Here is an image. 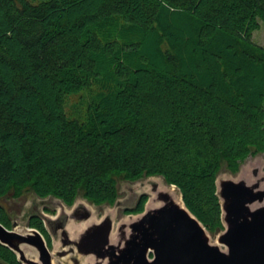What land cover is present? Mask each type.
<instances>
[{
    "label": "trees",
    "instance_id": "16d2710c",
    "mask_svg": "<svg viewBox=\"0 0 264 264\" xmlns=\"http://www.w3.org/2000/svg\"><path fill=\"white\" fill-rule=\"evenodd\" d=\"M260 22L264 0H0V200L113 207L119 181L161 177L223 231L220 171L264 156ZM0 264L22 263L0 244Z\"/></svg>",
    "mask_w": 264,
    "mask_h": 264
},
{
    "label": "water",
    "instance_id": "95a60500",
    "mask_svg": "<svg viewBox=\"0 0 264 264\" xmlns=\"http://www.w3.org/2000/svg\"><path fill=\"white\" fill-rule=\"evenodd\" d=\"M259 174V169L253 168L235 179L218 175L216 194L224 230L217 245L210 243L208 232L185 207L182 198L180 206L171 199L170 189H159L156 183L152 184V192L161 205L148 210V199L142 213L130 223L119 225L115 243L111 242L110 216L82 232H74L76 238H70V220H90L91 214L83 204L74 203L71 213L55 219L42 218L38 213L29 217H39L47 233L51 232L60 242L56 256L64 264H69L67 257L73 264H81V259L89 256L94 257V264H264V175ZM76 208L81 210L79 215H75ZM0 244L12 250L22 264H53L45 238L34 228L21 234L0 223ZM23 246L34 249L37 259L27 258Z\"/></svg>",
    "mask_w": 264,
    "mask_h": 264
},
{
    "label": "rangeland",
    "instance_id": "374dc122",
    "mask_svg": "<svg viewBox=\"0 0 264 264\" xmlns=\"http://www.w3.org/2000/svg\"><path fill=\"white\" fill-rule=\"evenodd\" d=\"M252 41L255 44L264 48V22H260V28L253 32ZM76 101H77L76 97H74L71 100L72 103ZM253 168L259 169L260 176L264 175V156L262 154H257L256 156L248 157L241 164L239 172L235 175L231 174L225 168H222L219 175H221L224 178L235 179L241 172L245 171L247 173H250V171ZM153 183H156L158 186L160 185L159 189L161 188L168 190L170 188H174L177 196L181 198L179 191L173 186H168L161 177H149L137 181L135 183L119 181L118 190L120 197L116 205L113 207H109L107 205L95 206L93 204H90L81 197H79L75 201L76 205L83 204L85 209L89 210L91 216H90V220H87L85 222L77 223L72 220L69 221V226L67 228L70 238L71 239L76 238V236H73L74 232H82L87 226L93 223H99L105 216H110L113 222L111 238L115 239L119 225L124 222L130 223L131 222L130 220L136 218V215L129 216L125 214L124 210L133 207L138 197L142 194L147 195L149 199L150 196L153 195L152 192ZM0 204L4 206L11 219V225H12L11 231L21 234H25L29 228L28 220L31 213H38L40 216H42V218L48 217L51 219H55L57 216L63 215L64 213L69 214L73 210V206L67 207L57 199L54 198L39 199L35 197L32 193H26L19 199L6 198L0 200ZM48 232L50 231L48 230ZM220 233L221 232H218L217 234L214 235H210L208 233L211 244L214 245L218 244L217 238ZM49 237L51 244L48 248L52 254L53 264H64L63 259L58 258L56 256V252L59 251L61 248L60 242L53 237L51 232ZM219 247L221 250L225 251L224 246L219 245ZM23 250L27 258L33 260L37 259L35 251L31 247L23 246ZM67 261L69 264H73L68 257H67ZM94 262L95 259L93 256H89L81 259V264H94Z\"/></svg>",
    "mask_w": 264,
    "mask_h": 264
},
{
    "label": "bare ground",
    "instance_id": "6f19581e",
    "mask_svg": "<svg viewBox=\"0 0 264 264\" xmlns=\"http://www.w3.org/2000/svg\"><path fill=\"white\" fill-rule=\"evenodd\" d=\"M245 175V174H244ZM246 179V178H245ZM166 191V189H163ZM169 194H170V197L171 199L176 203V204H179L180 206H183L182 204V201L180 199L179 196H177L176 192H175V189L174 188H170L169 190ZM161 203H157L156 202V199H155V196H150L149 200H148V203H147V209H153V208H156L158 206H160ZM115 240L116 239H112L111 238V242L115 243Z\"/></svg>",
    "mask_w": 264,
    "mask_h": 264
},
{
    "label": "flooded vegetation",
    "instance_id": "af4514ba",
    "mask_svg": "<svg viewBox=\"0 0 264 264\" xmlns=\"http://www.w3.org/2000/svg\"><path fill=\"white\" fill-rule=\"evenodd\" d=\"M77 210H76V213H75V215H79L80 214V208H76Z\"/></svg>",
    "mask_w": 264,
    "mask_h": 264
}]
</instances>
